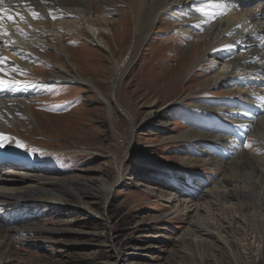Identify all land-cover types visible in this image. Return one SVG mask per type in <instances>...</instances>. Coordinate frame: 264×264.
Returning <instances> with one entry per match:
<instances>
[{"label": "rangeland", "instance_id": "rangeland-1", "mask_svg": "<svg viewBox=\"0 0 264 264\" xmlns=\"http://www.w3.org/2000/svg\"><path fill=\"white\" fill-rule=\"evenodd\" d=\"M108 1V5L97 0L92 4L96 12L105 11L114 20L111 28L100 30L110 53L92 43L87 33L69 32L64 40L69 61L44 47L52 62L38 59L36 73L28 72L23 77L37 94L29 102L33 119L22 116L21 122L15 121L18 131L10 127L13 134L20 133L27 140L30 153V158L20 164L31 167V171L16 172H28L48 182L68 180L77 193L62 191L63 205L40 203L34 213H27L30 219L18 225L28 230L9 232L7 240L3 236V264H264V246L259 250L247 248L241 241L247 231L260 230L263 232L257 234H264V205L262 214L258 213L256 193L240 201L232 196L226 201H207L203 199L204 190L195 184L205 181L206 189L226 186L231 190L248 183L250 188L252 184L257 188L255 183L264 179L254 159L242 160L239 151L227 153L222 148L224 142L218 139L225 134L221 123L234 125V120L223 111L210 113L197 105L225 100L231 96L226 90L233 89L215 86L196 91L214 72L207 68L204 72L191 70L210 42L195 44L194 37L184 36L188 34L182 30L194 23L197 14L205 15L204 5L190 4L186 12L176 6L161 16L152 32H147L150 23L147 33L135 40L132 0ZM134 43L135 56L128 58ZM123 60L127 64L117 71V63L121 65ZM69 62L81 78L91 80L99 95L71 80H48L54 74L63 76L64 70H72ZM63 84L68 85L60 86ZM149 113H156L157 118L141 125ZM194 129L205 132L208 138L199 142L189 136L167 139L168 131L180 136ZM230 134L233 137L235 132ZM244 140V145H250L245 147L250 156L264 157V142L256 141L251 134H246ZM131 147V155L127 156ZM204 151L217 155L219 160L202 167L184 160L203 158ZM228 163L240 166L234 177H225ZM99 177L115 187L109 201L87 194L95 193L92 189L82 190L86 182ZM220 180L228 183L218 185ZM41 183L33 178L19 186L23 190ZM167 190L175 194V203L165 201ZM80 198L97 213L80 209ZM240 202H246L244 210ZM213 218L231 225L223 233L229 248L218 240L212 245L192 241L193 237L202 241L207 233L199 229L188 232L190 223ZM232 229L235 233L230 232Z\"/></svg>", "mask_w": 264, "mask_h": 264}, {"label": "bare ground", "instance_id": "bare-ground-1", "mask_svg": "<svg viewBox=\"0 0 264 264\" xmlns=\"http://www.w3.org/2000/svg\"><path fill=\"white\" fill-rule=\"evenodd\" d=\"M93 1L94 0H4L3 5H0V7L8 10L7 14L12 15L14 21L5 19L3 28L8 35L0 33V57L4 58L3 61H0V79L19 82L18 86L0 89V133L12 137L13 142L19 140L28 148L26 143L27 140L20 133H18V135L13 134L12 131H10V127L16 128L18 131L16 120L21 122L22 116L23 118L29 119H33L34 117L29 107V102L37 93L29 86L30 84L28 85V83L23 80V77L28 72L36 73L35 64L39 62L40 59L49 63L52 62L45 53L46 51H43L44 47L51 49V51L55 53L61 54L64 60L69 61L68 48L66 49L64 46V40H66L65 34L69 32L81 34L84 32L92 39V43L99 46L100 49L102 48L106 52H111V48L103 35V31L100 30L101 28H111V24L114 20L108 17L105 11L96 12L97 10L92 4ZM97 1L105 3V5L110 3L108 0ZM182 1L183 0H155L153 4L149 6L150 0H132L131 5L134 9L133 15L135 18L134 39L137 40L149 30L152 32L156 23L160 22L161 16L176 8V6L186 12V8L190 4L199 2L204 5L205 15L197 14L194 23L185 25L184 30H182L185 34H188L184 36L190 37V35H192L194 37L195 44H199L204 40L210 42V45L192 65L191 70L195 71L199 69V71H202L207 68L206 70L214 72L212 74L210 73L211 76L206 78L196 91L202 92L208 87L211 88L215 86L216 88L219 86H229L233 87V89L226 90L231 96H226L227 98H225V100L221 98L218 103L205 105L199 103L197 105H200V107L210 113L223 111L228 117L234 120V125H224L225 122L221 123V130L225 132V134H223L224 136L220 135L218 138L224 142L222 148L226 150L227 153L230 151L234 152L235 150L239 151L238 157L242 160L254 159L257 164H259L261 176L264 178V157L250 156L243 142L245 141L244 138L246 134H251L256 141L264 142V0H243V2L240 0ZM31 11L37 12L39 14L38 18H33ZM17 13L22 15L24 19L21 20L20 17L16 15ZM53 17H55V19H53ZM150 23L151 25H149ZM148 25L151 29H147L146 32L145 30ZM17 29L21 31H17ZM32 38H36V40L31 42L30 39ZM135 43L127 54L128 58L132 57V51L136 46ZM218 52H224L226 54L225 56H218ZM133 55L135 56V54ZM215 57L219 58L222 63L218 67L214 65L210 67L207 66L208 63L206 62L209 60L214 61ZM69 63L72 67V62ZM125 64L127 63L124 60L121 65L117 63V71ZM214 64H216L215 61ZM248 68L252 70L251 73L246 71ZM77 71L76 68L72 67V70H64L62 72L64 73L63 76H54V74L50 76L48 80H71L72 82L87 86L92 89L95 94L99 95L97 89L92 86L91 80L81 78ZM204 71L205 70H203V72ZM117 89L118 88H115L113 92L115 96L118 91ZM241 97L248 98V100L245 101V99L243 100ZM204 98H200V100ZM103 103L109 106L105 100ZM156 118V113H149L145 116L141 125H144L145 120L153 123ZM167 126L168 124L165 125V128H167ZM230 132L238 134V138L234 137L235 134L231 137ZM187 136L198 142L208 138L205 132L201 133L200 130L197 129L193 131L190 130L180 136L172 135L171 131L167 133V139L169 141L179 140ZM131 151L132 147L128 150L127 156L131 155ZM204 153L205 155H203V158L194 159L190 157L184 160H188V162L200 167L209 165L213 162L216 163L219 160L217 155L211 156L205 151ZM28 158H30V153L28 154V151L25 152L22 149L15 148L14 143L12 146L0 151V185H2V188L0 187V239L4 237L5 239L6 237L10 238L9 232L18 233L21 229L28 230V227H21L18 225L26 223L30 219V217H28L29 214H31L40 203L43 205H63L64 200L61 194L63 193L62 191L71 190L77 193V189H75L73 184L68 182V180L48 182L46 179L39 178V176L34 174L29 175L28 172L17 173L18 171H31V167L26 168L20 164ZM143 159L145 158H142V160ZM235 162L237 164V161ZM228 166L225 177L232 175L234 177L235 172L237 174L239 170L238 167L240 166L235 167L231 163H228ZM10 169H14L15 171ZM120 174H122L121 171ZM187 177H189V175ZM33 178H37L38 181H42V183L38 187H27L20 190V184L28 182ZM123 179L120 181L123 182ZM224 183H228L227 180L225 182L220 180L218 185ZM85 184L86 186L83 187L82 190L89 188L95 192L87 194L95 196L96 198L100 196L108 201L115 188L112 184H109L104 177L90 179ZM195 184L199 189L204 190L203 193L206 195L203 199L207 201H226V199L231 196L240 201L241 199L250 197L249 194L256 193L255 205L258 209L257 212L262 214L261 208L264 205V179L255 183L257 188H254V184H252L253 188H250V184L248 183L243 187L235 186L231 190L227 189L226 186H224L223 189H219L218 186H215L216 190L206 189L205 181H198ZM220 187L222 188V186ZM164 192L165 201L167 203H175V194L173 195V192L168 190ZM187 202L189 203V201H185V203ZM79 203L80 209L87 211L88 214L97 213L89 203L84 201V198H80ZM245 204L246 202H240L241 210H244ZM228 228H231V225L225 226L219 218H213L209 221L199 220L196 222L193 220L188 227V232L193 229H199L207 233V235L201 239L202 241L193 237L192 241L196 244L209 243L212 245L216 244L218 241L219 243L223 241L225 243L224 245H228V243L224 241L225 239L223 236V233H227L226 230ZM213 230L219 232L215 234ZM230 232L235 233V230L232 229ZM261 232L263 231L256 230L254 233H244L243 236L245 237L241 240L243 245L247 248L249 246H254L257 250L262 248L264 246V234H257ZM208 234H211L213 237L211 236L209 238H213L214 240L211 241L208 239ZM215 235L216 239L214 238ZM4 246V244L0 243V252L2 248V253ZM5 257L3 258L0 256V264L4 263Z\"/></svg>", "mask_w": 264, "mask_h": 264}, {"label": "snow or ice", "instance_id": "snow-or-ice-1", "mask_svg": "<svg viewBox=\"0 0 264 264\" xmlns=\"http://www.w3.org/2000/svg\"><path fill=\"white\" fill-rule=\"evenodd\" d=\"M3 3H4V0H0V5H3ZM7 12H8V10L4 9L3 7H0V33H2L3 35H8V33L3 28L4 20L7 19L8 21H13V16L8 15ZM16 15H18L21 20L24 19V17L22 15H20L19 13H17ZM31 15L33 18H38V16H39V14L35 11H31ZM53 19H55V17H53ZM17 31H21V30L17 29ZM3 59L4 58L0 57V61H3ZM18 83L19 82H16V81H7V80L0 79V89H4L5 87L11 88L14 86H18ZM13 143H14L15 148L22 149L25 152L28 151L27 146L25 144H23L21 141L15 140L13 142L12 137L7 136L3 133H0V151L5 150L6 148L12 146ZM245 147H250V145H245ZM33 152H34V150H33Z\"/></svg>", "mask_w": 264, "mask_h": 264}]
</instances>
